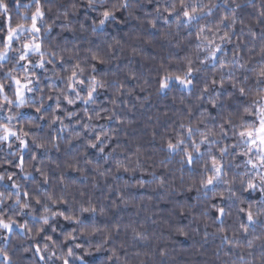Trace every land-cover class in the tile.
Segmentation results:
<instances>
[{
	"label": "clouds",
	"instance_id": "1",
	"mask_svg": "<svg viewBox=\"0 0 264 264\" xmlns=\"http://www.w3.org/2000/svg\"><path fill=\"white\" fill-rule=\"evenodd\" d=\"M0 5V20L10 17L0 27V53H6L0 86L7 89H0V125L17 133L0 140V218L12 224L11 232L0 228V264H87L83 257L92 252L108 253L103 264H264V166L246 163L259 154L247 155L236 128L248 114L244 108L264 97L257 84L264 71V0ZM37 8L43 16L34 32ZM184 9L194 21L184 19ZM105 10L110 18L101 27ZM9 26L19 35L6 44ZM205 37L222 46L223 69L207 59ZM25 44L32 46L27 53ZM189 66L191 83L176 84ZM169 74L173 80L161 89L160 78ZM13 78L28 84L22 100ZM93 78L96 91L88 100ZM213 157L222 163L219 174ZM250 180L254 189L247 188ZM141 188L151 189L149 200L191 198L178 217L188 223L174 230L185 241L174 243L173 229L164 232L166 225L149 217L140 222V205L125 193ZM219 208L223 216H213ZM249 208L252 223L241 211Z\"/></svg>",
	"mask_w": 264,
	"mask_h": 264
},
{
	"label": "snow or ice",
	"instance_id": "2",
	"mask_svg": "<svg viewBox=\"0 0 264 264\" xmlns=\"http://www.w3.org/2000/svg\"><path fill=\"white\" fill-rule=\"evenodd\" d=\"M5 7V5H0V8ZM173 15V13L169 12V16ZM42 17L43 16V12L40 11L39 8H37L36 13L33 14L32 17V30L34 32H38L39 31V27H38V23H37V17ZM183 17L186 21H194L195 17L193 16V14H191L187 9L183 10ZM110 18V13L105 10L103 12V19L100 21V26L103 27L106 23V21H108ZM8 20H10V17L8 18ZM202 31V30H201ZM9 34L4 37V41L6 44H11L13 42V38L14 37H18L19 35V31L16 29H12L9 26L8 29ZM227 37V33H225V37H222L221 39H224ZM201 38L200 33H197L196 39L199 40ZM205 40H207L208 43V47L210 49V51L208 52V57L207 59L209 61H216L218 63H220L221 68L223 69L225 67L221 57H220V53H221V45L219 44H215L214 40L208 39L207 37H205ZM32 47L28 44H25V52L27 53V51L29 50V48ZM36 49L39 50L40 49V44H36L35 45ZM4 56H6V53H0V58H3ZM26 58V56L22 55L20 57V59L23 61ZM204 61H202L203 63ZM42 66V65H41ZM193 69L189 66L187 68L186 71V75L185 76H180V75H176L174 77V81L176 84L179 85H183V86H188L191 83V80L188 78L192 75ZM76 80V73L73 72L71 77H69V90H72L74 88V84L71 81ZM173 80V76L171 74L167 75V76H162L160 78V87L161 89H166L169 85L170 82ZM78 83H82V81H77ZM13 83L16 86V95L18 100H22L23 98V89L28 87V84L24 83L23 81L17 79V78H13ZM236 83H233V87H236ZM212 84L214 87H219V88H223V80L221 79L219 82L216 81L215 79L212 81ZM257 84L258 85H264V71L260 72L257 76ZM96 85H97V81L95 80V78H93L92 81V87L88 90L87 92V99L91 100L93 97V94L96 91ZM0 89H2V86H0ZM3 91H7V89H2ZM204 91H208L207 88L204 89ZM261 91H264V89H261ZM238 92L241 98H244L247 95V90L241 86L238 88ZM219 93H217L218 95ZM68 103H71V101H68ZM85 103H87V101H85ZM215 102H213V107H215ZM244 112L248 113L247 115H243L240 116V123L239 125L236 126L237 128V135L240 137L241 142L247 147L248 149V153L247 155L249 157H251V154L253 152L258 153L259 155L257 156V161H254L253 159L249 158L246 163L251 166L254 170L258 168V166H264V97H262L261 99H257L254 100L250 105L246 106L244 108ZM253 114H255V118L253 119ZM0 131L3 132V135H0V140H4V141H8L10 137H14L17 135V133L14 130H11L9 128H7V126L5 125H0ZM189 131H191L189 129ZM97 139H99V137H97ZM26 141H20V146H26ZM90 147H95V145H90ZM169 149L174 148V145L169 143L168 145ZM243 158V156H242ZM191 155L188 154V160L189 162H191ZM24 163V158L21 157L19 164L22 166ZM212 165H213V170L219 174L220 170L222 169V163L217 161L214 157L212 159ZM11 179V178H9ZM207 183L209 185H211L213 183V177L210 175L208 177ZM12 187H16L15 185H12ZM256 187V184L254 181H249L247 184V188L248 189H254ZM262 191H264V189H262ZM25 197H27V193L24 194ZM264 203V202H262ZM45 211H47V209H45ZM89 211V209L85 208L82 209V212L87 213ZM92 211H95V209H92ZM242 212H245V216L248 220L249 223L253 222V212L252 210L249 208L248 210H244L241 209ZM224 214V209L223 208H219L217 210V216L218 217H222ZM43 221L45 223L48 222V218L47 217H43L42 218ZM65 219H72L69 217H65ZM73 223H77V221H75L73 219ZM0 228L6 229L7 231L11 232L12 230V224L7 223L5 221V219L0 218ZM68 240H72L74 239V236L69 233L67 236ZM77 247H79V245H77ZM36 252L37 255H41L39 247L36 248ZM73 254L72 249L69 248L68 249V256H71ZM41 258L43 259V256L41 255ZM79 259V257H78ZM62 264H70V261L68 259H64Z\"/></svg>",
	"mask_w": 264,
	"mask_h": 264
},
{
	"label": "trees",
	"instance_id": "3",
	"mask_svg": "<svg viewBox=\"0 0 264 264\" xmlns=\"http://www.w3.org/2000/svg\"><path fill=\"white\" fill-rule=\"evenodd\" d=\"M27 0H21V3H26ZM9 7L15 8V0H9ZM152 6H149L151 8ZM119 16V14H117ZM9 17H5L4 20H7ZM4 20H0V27L4 26ZM113 25H109L108 30L112 31ZM65 35H68L67 33ZM103 99V97H102ZM51 103V101H49ZM79 106V105H78ZM94 151V150H90ZM29 156L24 157V161L29 159ZM7 167V165L5 166ZM15 170V169H10ZM146 180L150 179L147 175L144 176ZM2 187V185H0ZM160 192H163V190H159ZM151 193V189H144L141 188L139 190H133L130 192L125 193L126 196L129 198H132L134 203L140 205L141 209V218L140 222L143 223V217H149V223L151 220H156L158 224H164L166 227L163 229L164 232H167L168 227H171L173 229V235L175 237L174 243L179 241H185L187 238L185 236L181 235H175V229L182 228L185 224L188 223V220H178V217H183L185 215L184 212V205L186 203H191V198H189L188 201H185L182 196L177 195L176 197L172 199H167L166 194L163 196H160L158 198H154L152 200H149V194ZM194 195V193H193ZM131 213V210H130ZM198 214V213H193ZM87 215V214H85ZM213 216L217 215V212L212 213ZM191 219V217H189ZM171 221V223H169ZM66 224V231L71 229V225H68L67 222H64ZM55 238V236H54ZM189 244L181 245V247L187 248ZM38 247V245L36 246ZM108 253H98V252H92L91 255H85L83 257L84 261L87 262V264H103V261L106 259ZM187 259V257H185ZM79 264V262H77Z\"/></svg>",
	"mask_w": 264,
	"mask_h": 264
}]
</instances>
